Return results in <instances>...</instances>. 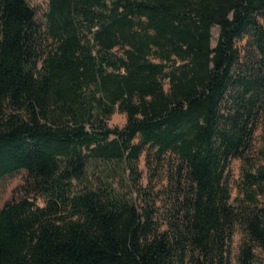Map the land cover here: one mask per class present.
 <instances>
[{"label": "trees", "instance_id": "1", "mask_svg": "<svg viewBox=\"0 0 264 264\" xmlns=\"http://www.w3.org/2000/svg\"><path fill=\"white\" fill-rule=\"evenodd\" d=\"M259 128L263 163L232 197L230 163ZM21 170L23 196L0 208V264H231L237 230L236 264H253L264 0H49L43 20L0 0V179Z\"/></svg>", "mask_w": 264, "mask_h": 264}, {"label": "rangeland", "instance_id": "2", "mask_svg": "<svg viewBox=\"0 0 264 264\" xmlns=\"http://www.w3.org/2000/svg\"><path fill=\"white\" fill-rule=\"evenodd\" d=\"M31 7L36 11L37 19L43 20L44 14L47 10L48 1L49 0H27ZM212 34V45L215 44L218 27L214 26L211 30ZM237 46L242 51L245 46V40H241L237 43ZM243 51L241 52V55ZM125 122V115L122 113H114L110 119L107 121L110 127H121ZM262 131L259 128L255 133V138L253 141V148L249 153L246 154V159H233L230 163V174H229V185L232 191V197H235L238 193V185L242 179L241 172L244 167H248L249 163H254V165H259L263 163V161L258 156L257 150L261 146V134ZM139 170L142 174V186H147V178L148 172L145 167L144 155H142L139 159ZM26 173L21 170L10 176H6L0 179V208L7 201H12L20 198L24 194L23 185L25 181ZM153 188H154V198H156V203L159 206L160 210H165L169 207L168 195L164 189L168 188L167 181L165 179V172H160L155 175L152 180ZM167 186V187H166ZM168 190V189H167ZM35 202L39 205H43V198L37 196L33 198ZM242 234L239 230H237L232 238L231 242V264H236V255L238 253L239 243L241 241ZM253 264H264V249L256 248L255 250V258Z\"/></svg>", "mask_w": 264, "mask_h": 264}]
</instances>
